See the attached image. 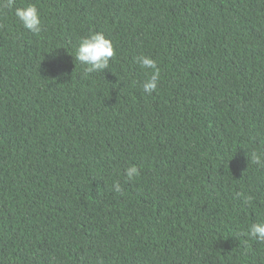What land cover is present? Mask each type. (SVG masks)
<instances>
[{
	"label": "trees",
	"instance_id": "obj_1",
	"mask_svg": "<svg viewBox=\"0 0 264 264\" xmlns=\"http://www.w3.org/2000/svg\"><path fill=\"white\" fill-rule=\"evenodd\" d=\"M28 3L40 34L0 14V264H264V0Z\"/></svg>",
	"mask_w": 264,
	"mask_h": 264
},
{
	"label": "clouds",
	"instance_id": "obj_2",
	"mask_svg": "<svg viewBox=\"0 0 264 264\" xmlns=\"http://www.w3.org/2000/svg\"><path fill=\"white\" fill-rule=\"evenodd\" d=\"M12 12L16 20L23 29L40 34L42 29V19L40 10L34 3H28L23 7L16 6V0H0V14ZM116 49L113 41L103 32L93 31L88 36L82 38L74 58L80 64L86 65L85 72H103L109 69L110 61L115 57ZM136 63L144 70H150L151 74L143 84V91L151 95L159 87L161 70L157 61L148 55H141L136 58ZM252 162L264 166V150H253L251 152ZM139 174L136 165H131L125 169L127 180L134 179ZM114 191L121 192V185L117 182L113 186ZM242 195V194H241ZM251 197H245L248 202ZM246 235L258 242H264V219L257 220L248 226Z\"/></svg>",
	"mask_w": 264,
	"mask_h": 264
}]
</instances>
